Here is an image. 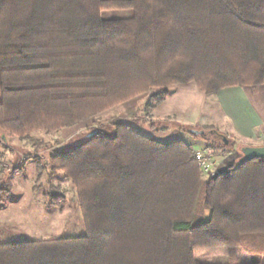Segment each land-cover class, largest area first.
Wrapping results in <instances>:
<instances>
[{
	"label": "trees",
	"instance_id": "16d2710c",
	"mask_svg": "<svg viewBox=\"0 0 264 264\" xmlns=\"http://www.w3.org/2000/svg\"><path fill=\"white\" fill-rule=\"evenodd\" d=\"M189 83L264 84V0H0V142L39 151L38 131H98L50 157L86 233L0 243V264H202L196 249L222 246L227 260L205 264H260L238 251L264 255V157L205 177L190 143L137 124ZM141 95L144 109L101 117Z\"/></svg>",
	"mask_w": 264,
	"mask_h": 264
},
{
	"label": "rangeland",
	"instance_id": "374dc122",
	"mask_svg": "<svg viewBox=\"0 0 264 264\" xmlns=\"http://www.w3.org/2000/svg\"><path fill=\"white\" fill-rule=\"evenodd\" d=\"M105 14L117 16L121 12ZM176 88V85L169 88L170 96ZM147 101L148 96H138L120 105L116 112L110 110L101 117L123 114L128 108L144 109ZM204 110H207L205 104ZM138 116L137 124L141 130L163 142L182 139L194 149L207 151L216 168L227 166L242 155L241 148L235 146L236 143L232 146L234 140L229 132L233 121L226 116L218 121L220 127L199 126L176 116L159 120L152 113L145 112V109L140 110ZM204 127L218 128L222 135L212 134L215 129L205 130ZM89 129L87 126L52 132L38 131L33 135L34 138L46 143L39 151L27 139L17 136L9 135L0 142V185L11 186L9 195L0 200V243L86 233L75 187L62 171L52 168L50 157L57 151L77 145L81 138L89 134ZM194 129L205 130L207 138L196 134ZM105 131L107 134L113 132L111 127H107ZM223 135L229 139L227 145L223 143ZM53 192L62 195L63 199L52 203L49 195ZM238 253L245 259L264 264V255L250 254L243 249H239ZM195 256L202 264L226 261L228 247L196 249Z\"/></svg>",
	"mask_w": 264,
	"mask_h": 264
},
{
	"label": "crops",
	"instance_id": "0c3cea01",
	"mask_svg": "<svg viewBox=\"0 0 264 264\" xmlns=\"http://www.w3.org/2000/svg\"><path fill=\"white\" fill-rule=\"evenodd\" d=\"M152 115L159 120L176 116L199 126L219 127L218 121L226 116L233 121L229 134L235 146L264 145V84L229 87L209 96L194 83L178 85Z\"/></svg>",
	"mask_w": 264,
	"mask_h": 264
},
{
	"label": "water",
	"instance_id": "95a60500",
	"mask_svg": "<svg viewBox=\"0 0 264 264\" xmlns=\"http://www.w3.org/2000/svg\"><path fill=\"white\" fill-rule=\"evenodd\" d=\"M97 132L98 131L96 130L94 132H90L88 135L92 136V135L96 134ZM194 132L196 134L199 133L202 136H204L205 138H207L206 135H205V131L194 130ZM223 143L225 145L228 144V138L226 136H224V135H223ZM232 146H234V144H232ZM241 153H242V156H241V158L238 161V166H240L244 162H246L248 160H251L253 158L264 157V145H260V146H250V145L243 146L241 148ZM228 170H229V168L227 166L220 167V168H218L215 171V173L212 175V177L213 178H217L220 174H223V173L227 172Z\"/></svg>",
	"mask_w": 264,
	"mask_h": 264
},
{
	"label": "built area",
	"instance_id": "2783aa9c",
	"mask_svg": "<svg viewBox=\"0 0 264 264\" xmlns=\"http://www.w3.org/2000/svg\"><path fill=\"white\" fill-rule=\"evenodd\" d=\"M194 156L199 162V166L201 167V171L205 177L212 176L218 169L216 168L215 162L212 160L210 154L207 151L196 149Z\"/></svg>",
	"mask_w": 264,
	"mask_h": 264
}]
</instances>
